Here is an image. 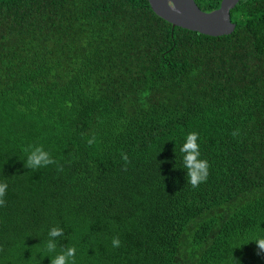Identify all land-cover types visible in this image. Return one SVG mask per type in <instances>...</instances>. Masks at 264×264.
I'll list each match as a JSON object with an SVG mask.
<instances>
[{
  "label": "trees",
  "instance_id": "16d2710c",
  "mask_svg": "<svg viewBox=\"0 0 264 264\" xmlns=\"http://www.w3.org/2000/svg\"><path fill=\"white\" fill-rule=\"evenodd\" d=\"M230 17L209 36L148 0H0V264H264V0ZM36 145L55 163L27 167Z\"/></svg>",
  "mask_w": 264,
  "mask_h": 264
},
{
  "label": "clouds",
  "instance_id": "9594fccd",
  "mask_svg": "<svg viewBox=\"0 0 264 264\" xmlns=\"http://www.w3.org/2000/svg\"><path fill=\"white\" fill-rule=\"evenodd\" d=\"M200 137L196 132H188L184 136V142L180 146V153L182 154V169L186 171L188 183L193 188L206 181L208 176L209 164L206 159L201 157L200 151ZM89 143H92L89 140ZM30 150L27 154L26 166L32 169L45 167L55 163L51 153L44 149L41 145L29 146ZM8 185L6 182L0 181V205L3 204L2 197L7 191ZM62 229L53 227L49 230L48 235L55 238L62 235ZM258 248L264 250V236L251 239ZM112 247L120 246V240L113 238ZM49 253L56 252V242L54 239H49L46 244ZM76 248L68 247L66 250L57 253L51 258V264H75Z\"/></svg>",
  "mask_w": 264,
  "mask_h": 264
},
{
  "label": "water",
  "instance_id": "95a60500",
  "mask_svg": "<svg viewBox=\"0 0 264 264\" xmlns=\"http://www.w3.org/2000/svg\"><path fill=\"white\" fill-rule=\"evenodd\" d=\"M152 10L170 22L209 36L230 34L235 24L231 21L230 10L240 0H221L217 9L201 10L194 0H148Z\"/></svg>",
  "mask_w": 264,
  "mask_h": 264
}]
</instances>
